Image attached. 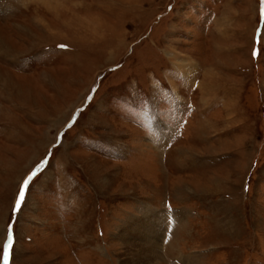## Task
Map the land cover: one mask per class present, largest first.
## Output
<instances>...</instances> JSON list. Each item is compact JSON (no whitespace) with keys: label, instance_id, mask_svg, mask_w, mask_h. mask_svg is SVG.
Returning <instances> with one entry per match:
<instances>
[{"label":"rangeland","instance_id":"obj_1","mask_svg":"<svg viewBox=\"0 0 264 264\" xmlns=\"http://www.w3.org/2000/svg\"><path fill=\"white\" fill-rule=\"evenodd\" d=\"M159 213L156 264H264V0H0V264H123Z\"/></svg>","mask_w":264,"mask_h":264},{"label":"bare ground","instance_id":"obj_2","mask_svg":"<svg viewBox=\"0 0 264 264\" xmlns=\"http://www.w3.org/2000/svg\"><path fill=\"white\" fill-rule=\"evenodd\" d=\"M180 215L178 214H171L165 215V214H154V216H151V218H147V221H145V231L144 235L140 237V241H142V245L140 246L143 250H136L137 256H133V251L130 246V242L126 243L127 246V261L123 262V264H156L158 263V259H160V254L162 256V250H163V241L167 238V236H170L171 232L168 231L172 228H175L173 224H177L179 222ZM144 224V223H143ZM178 225V224H177ZM130 230V229H129ZM166 230L169 233L166 234ZM129 231L132 238L134 239V231L135 229ZM132 233L134 235H132ZM173 233V232H172ZM138 236V235H137ZM144 236V237H143ZM132 243V242H131ZM144 246V247H143ZM137 249H139L137 247ZM129 251V252H128ZM160 261V260H159ZM191 262L187 259H185V264H190Z\"/></svg>","mask_w":264,"mask_h":264},{"label":"snow or ice","instance_id":"obj_3","mask_svg":"<svg viewBox=\"0 0 264 264\" xmlns=\"http://www.w3.org/2000/svg\"><path fill=\"white\" fill-rule=\"evenodd\" d=\"M69 127H71V125H69ZM36 175V172H33L31 176H29L25 181H24V185L23 187L21 188L20 192H19V196H18V199L16 201V209L19 210L21 208V203L24 201L25 199V189L28 188L29 186V182L32 180V178ZM11 245H12V238H11V234H9V237H8V244L5 248V251H4V261L6 262L7 264V261L9 259V252H8V249L11 248Z\"/></svg>","mask_w":264,"mask_h":264},{"label":"water","instance_id":"obj_4","mask_svg":"<svg viewBox=\"0 0 264 264\" xmlns=\"http://www.w3.org/2000/svg\"><path fill=\"white\" fill-rule=\"evenodd\" d=\"M7 264H8V262H7Z\"/></svg>","mask_w":264,"mask_h":264}]
</instances>
